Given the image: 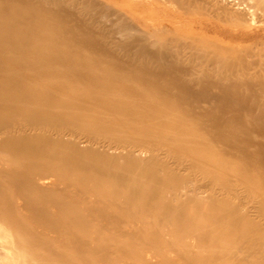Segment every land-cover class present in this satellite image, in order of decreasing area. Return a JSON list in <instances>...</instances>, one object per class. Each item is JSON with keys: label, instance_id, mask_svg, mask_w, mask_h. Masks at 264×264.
I'll list each match as a JSON object with an SVG mask.
<instances>
[{"label": "bare ground", "instance_id": "bare-ground-1", "mask_svg": "<svg viewBox=\"0 0 264 264\" xmlns=\"http://www.w3.org/2000/svg\"><path fill=\"white\" fill-rule=\"evenodd\" d=\"M259 2L0 0V264H152L151 214L187 264H264V72L144 14L255 24Z\"/></svg>", "mask_w": 264, "mask_h": 264}, {"label": "rangeland", "instance_id": "rangeland-1", "mask_svg": "<svg viewBox=\"0 0 264 264\" xmlns=\"http://www.w3.org/2000/svg\"><path fill=\"white\" fill-rule=\"evenodd\" d=\"M175 8L177 9V7H175L173 5L172 6L171 5H161L160 7H156L154 10L149 9L144 14L150 15V13H151V14L157 15V17H159L161 20H162V18H165L163 20L164 22L163 21L160 22L159 18L156 17L158 20L154 23L156 26L157 25L158 26L165 25L167 28L173 29L171 32V34H173V35H174V33H173L174 31H176V33H179V34H176L179 36L181 34L186 35V34L195 32L197 34L204 36L207 39H210V40L213 39V40H216L218 42H221L222 44H231L233 46H236L237 48L239 47L240 49L241 48L244 49L245 47H247V50L242 51L241 55H240L241 64H244L246 67L243 68L241 65H238L235 68H239L240 70H248L250 73H254V72L255 73L256 72L262 73V72H264V32H263L264 31V2L256 3L255 8L257 11L256 17H257L258 22L255 24L250 23V22L242 23L241 21H238L237 19H230V18H229V20H227L228 18H224V21H222L223 15L220 18V15L216 14L217 12H215V10H213L214 12L213 11L211 12V10H212L211 7H210V10H209V8H207L209 11L207 9H205L204 12L207 14L203 13L202 16L195 15L196 17L194 15H185V14H184V16H183V14L179 15V16L178 15L175 16L173 14V11H172V9L176 10ZM166 14L168 15V17ZM205 15H207V16H205ZM213 15L214 16L216 15L215 16L216 18ZM189 17H191V18H189ZM194 18H195L196 22H194L195 21ZM213 19H214V22L212 21ZM199 22L202 24L205 22V25H207L211 28V32L209 31L208 33H205V31L201 30V27L199 25L198 26L196 25V24H199ZM206 22H207V24H206ZM212 27H214V28H212ZM215 28L216 29H218V28L222 29V33L221 34L219 33V35H218V33H215ZM238 29H240V30H238ZM241 29H243V30L241 31ZM256 29L260 30V32L262 33L260 36L257 37V40H259V42L256 41V37L254 39L247 40V41H242L241 39H232L231 38V34H233V33H237L239 31H240L239 33H243V32L247 33V32H251V31H255ZM246 30H248V31H246ZM254 44H255V46H254ZM87 196H89V195H87ZM137 220H138V222H140V220H142V221L148 220V221H146V223H147V227H149V228L147 230H145L144 233H143L141 226L143 228H147V227H146V225H142V224H139L140 226L134 225L131 230L134 233L139 232L142 234L138 238H135L136 240H134V242H135V245L137 247H140V246L145 247V252H148V256H149V259H150L152 264L153 263H155V264L156 263H161V264H187L186 260L179 258V253H181L183 255V253H186V251L188 250L189 247H188V245L182 244V243H187V242L185 239H180L181 237H183V235L182 234L180 235L176 231L174 226H172V225H170V226L158 225L157 222H159V217L155 214L154 215L151 214V217L148 216L145 219H144V217H139ZM154 224L157 226L154 227ZM150 226H152V228H150ZM95 228L97 230V227H95ZM151 233H153V234L158 233L160 236H162L164 238V240L166 241V245L160 246L159 243L149 241L148 235H150ZM105 234H110V233L105 231V230H103L101 233L102 236H105L107 238L105 240L106 244H108V245H112L113 243L116 244L115 240L108 239V237ZM128 239L129 238L125 237V239H123V242L125 243V241L126 242L129 241ZM164 247H166V248L163 249ZM129 252H131L132 256L134 257V254H135L134 251L130 250ZM100 255H101V252L97 255V260H96V262H94V264H102L98 258ZM161 256H165L166 258H168V260L161 261V259H160V258H162ZM130 259H132V258H130ZM116 260L117 261L115 263H112V264H138V263H135L134 261H131V260L127 261L124 258H119V256Z\"/></svg>", "mask_w": 264, "mask_h": 264}]
</instances>
